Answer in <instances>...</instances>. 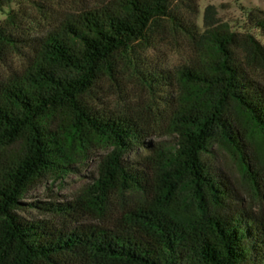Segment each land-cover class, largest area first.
I'll list each match as a JSON object with an SVG mask.
<instances>
[{
  "label": "trees",
  "instance_id": "obj_1",
  "mask_svg": "<svg viewBox=\"0 0 264 264\" xmlns=\"http://www.w3.org/2000/svg\"><path fill=\"white\" fill-rule=\"evenodd\" d=\"M12 1L0 0V9ZM187 1L185 6L197 11L193 0ZM246 17L264 40V11L252 8ZM10 23H15L12 13L0 24V50L13 41ZM178 27L205 52L202 60L177 70L178 80L212 92L198 101L185 98L175 111L172 126L183 141L174 160L154 148L142 162L124 161L129 151L150 146L149 127L133 114L100 111L86 96L99 80L116 78L124 69L149 89L164 82L167 75L144 70L141 52L154 35ZM38 41L25 71L0 82V148L24 141L20 153L0 156V264H264V229L207 206L209 199L220 202V189L200 159L217 131L237 142L239 133L224 112L230 101L264 133V42L247 31L199 34L174 0H112L81 9ZM99 144L112 150L89 186L90 209L104 215L108 194L141 192L133 206L111 218L112 227H58L15 213L44 176L69 170L79 153ZM182 178L200 205L199 214L188 219L165 207ZM47 210L72 216L75 207L50 203Z\"/></svg>",
  "mask_w": 264,
  "mask_h": 264
},
{
  "label": "rangeland",
  "instance_id": "obj_2",
  "mask_svg": "<svg viewBox=\"0 0 264 264\" xmlns=\"http://www.w3.org/2000/svg\"><path fill=\"white\" fill-rule=\"evenodd\" d=\"M112 0H14L0 9V24L10 16L12 40L0 50V82L22 74L31 63L39 38L48 34L69 14L78 10L103 6ZM187 0H174L185 20L195 26L199 34L206 30L250 32L264 42L260 31L251 29L246 13L249 9L264 11V0H193L197 11L185 6ZM9 26V23L7 24ZM193 41L185 30L167 28L152 37V45L141 52L144 70L160 71L168 76L154 89L142 85L130 69L119 72L116 78H103L86 97L100 111L133 114L147 127L150 146H140L123 156L124 161L142 162L153 155L154 148H162L170 159L178 155L183 141L182 132L172 126V117L185 98L201 100L208 97L206 86L186 85L178 80L177 70L204 58V46ZM35 46V48H34ZM171 76V77H170ZM264 82V75H261ZM192 94V95H191ZM239 133L237 142L226 139L220 131L212 135L208 146L200 152V159L220 189V202L207 200V206L223 215L240 219L244 226L264 229V133L234 102L224 110ZM234 129V131H235ZM235 131V132H236ZM24 141L1 147L0 156L11 157L22 151ZM112 150L106 144L79 153L69 170L50 172L21 198L15 213L23 220H46L58 227L96 224L112 227L111 218L124 208L133 206L141 192L136 190L108 194L103 206L106 212L98 215L90 209L94 200L89 186L98 176V166ZM50 203L72 204V216L56 214ZM165 207L181 218H191L200 212V205L187 178L178 182L176 191Z\"/></svg>",
  "mask_w": 264,
  "mask_h": 264
}]
</instances>
